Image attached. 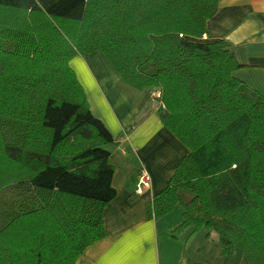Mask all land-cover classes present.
I'll use <instances>...</instances> for the list:
<instances>
[{
  "label": "trees",
  "instance_id": "trees-1",
  "mask_svg": "<svg viewBox=\"0 0 264 264\" xmlns=\"http://www.w3.org/2000/svg\"><path fill=\"white\" fill-rule=\"evenodd\" d=\"M219 0H0V264H77L106 237L109 145L68 63L101 53L122 83L159 90L188 150L150 213L217 235L226 261L264 264V96L200 41ZM130 130H128L129 132Z\"/></svg>",
  "mask_w": 264,
  "mask_h": 264
},
{
  "label": "crops",
  "instance_id": "crops-1",
  "mask_svg": "<svg viewBox=\"0 0 264 264\" xmlns=\"http://www.w3.org/2000/svg\"><path fill=\"white\" fill-rule=\"evenodd\" d=\"M206 27L207 34L200 41L228 42L240 66L233 76L264 96V0H219ZM68 65L86 93L91 114L115 140L108 146L116 197L104 210L106 237L89 246L77 264H181L185 248L198 232L192 234L186 228L173 233L182 220V209L171 212L179 216L157 219L149 206L154 195L168 186L187 148L163 127L149 91L124 85L101 53L75 56ZM140 166L147 172L149 187L137 195ZM174 219L178 223L171 222ZM204 235V246L214 249L204 264H216L215 250L221 249L218 239L211 233ZM241 257L239 264H248Z\"/></svg>",
  "mask_w": 264,
  "mask_h": 264
},
{
  "label": "rangeland",
  "instance_id": "rangeland-1",
  "mask_svg": "<svg viewBox=\"0 0 264 264\" xmlns=\"http://www.w3.org/2000/svg\"><path fill=\"white\" fill-rule=\"evenodd\" d=\"M68 68L70 69L69 65H68ZM75 78H76V76H75ZM76 81H77V79H76ZM77 83H78V81H77ZM152 91H156V92L160 93V91L156 90V89L152 90ZM152 91H149V93ZM85 94L86 93H84V91H83V95L86 98ZM160 99H161V93H160L159 99L153 100L157 104L158 109L161 107L160 106L161 105ZM106 148H108V147H106ZM140 167L138 169H140ZM137 179H138V173H137ZM178 208L182 209L180 205H176L175 209H173L171 212L172 213L176 212V210L178 212ZM171 212L169 213L170 215L168 217L172 218L173 216H179L177 214L173 215ZM171 222L178 223V220L174 219ZM205 233H207V231L202 230V231L198 232L196 235H194L192 243L185 248L186 249V255H185L184 259H182L183 261L181 264H204L205 262L209 261L213 257L214 249L213 248L208 249L207 247L204 246V241H205V235L204 234ZM211 236L213 238H216V239L218 238L217 235L213 232H211ZM198 246H199V249H197ZM215 249H216V245H215ZM215 252H216V256H215V263L216 264H227L228 262L230 264H239L240 260L242 259V257H241L242 255L239 252L235 253L234 256L229 258V261H226L225 257L221 255V249L218 248L217 250H215Z\"/></svg>",
  "mask_w": 264,
  "mask_h": 264
},
{
  "label": "built area",
  "instance_id": "built-area-1",
  "mask_svg": "<svg viewBox=\"0 0 264 264\" xmlns=\"http://www.w3.org/2000/svg\"><path fill=\"white\" fill-rule=\"evenodd\" d=\"M149 98L151 100L159 99L160 93L156 91H152L148 94ZM138 183L135 193L137 195H140L142 193V188H148L149 187V177L147 175V172L145 171L144 167L141 166L138 171Z\"/></svg>",
  "mask_w": 264,
  "mask_h": 264
}]
</instances>
